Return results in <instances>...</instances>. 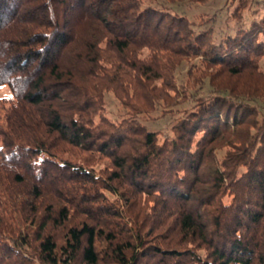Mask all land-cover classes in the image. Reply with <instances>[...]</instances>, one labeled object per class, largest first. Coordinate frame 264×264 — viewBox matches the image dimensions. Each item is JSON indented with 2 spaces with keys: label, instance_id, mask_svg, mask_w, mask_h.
Listing matches in <instances>:
<instances>
[{
  "label": "trees",
  "instance_id": "trees-1",
  "mask_svg": "<svg viewBox=\"0 0 264 264\" xmlns=\"http://www.w3.org/2000/svg\"><path fill=\"white\" fill-rule=\"evenodd\" d=\"M210 1L0 0V264H264V0Z\"/></svg>",
  "mask_w": 264,
  "mask_h": 264
},
{
  "label": "rangeland",
  "instance_id": "rangeland-1",
  "mask_svg": "<svg viewBox=\"0 0 264 264\" xmlns=\"http://www.w3.org/2000/svg\"><path fill=\"white\" fill-rule=\"evenodd\" d=\"M229 2L230 0L227 1V5ZM224 4H225V0H212L205 5H201L200 3L195 4V5L194 4L186 5L184 10H186L187 16L191 20L198 21L201 13L205 12V13L211 14L213 11H216L222 8ZM225 8H228V7H225ZM262 68L264 69V62H262ZM186 70H187L186 65H182L180 67L179 73L177 74V81L181 82L185 80L184 76L186 74ZM212 70H215V69H212ZM222 83L226 84L228 87L230 86L233 88H240V87L245 88L249 85L255 84V85H259L261 88L263 87L264 89V77L262 79H259V78H255L250 75H244L240 78L225 79L223 80ZM8 98H10V93L8 92L7 87L1 86L0 87V117L2 115V107L6 104V102H2V100H7ZM104 104H105L104 113L109 119L116 120L120 118L121 114L123 113V109L118 99L112 93H108L105 95ZM149 116L151 117V119H149L148 122H145V123L150 127V129L153 130V129L162 128L163 131L167 130V127H165V124H164V121L166 120L165 118H160L156 122L154 120L155 116H157L155 112L150 113Z\"/></svg>",
  "mask_w": 264,
  "mask_h": 264
}]
</instances>
